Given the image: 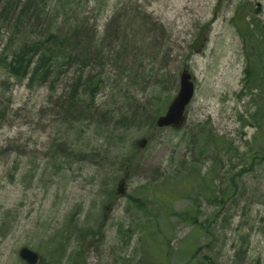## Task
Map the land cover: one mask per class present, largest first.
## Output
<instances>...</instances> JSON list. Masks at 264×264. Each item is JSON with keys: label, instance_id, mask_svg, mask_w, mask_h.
<instances>
[{"label": "rangeland", "instance_id": "obj_1", "mask_svg": "<svg viewBox=\"0 0 264 264\" xmlns=\"http://www.w3.org/2000/svg\"><path fill=\"white\" fill-rule=\"evenodd\" d=\"M255 2L261 7H254ZM71 7H79L90 29L95 28L111 49H120L123 42L134 47L127 46V66L119 61L117 67L123 64V82L130 84L140 107L157 96V104L167 100L166 109L185 68L194 79L195 94L181 130L144 128L126 133L115 156H128L143 137L148 144L133 163L125 194L117 197L116 183L123 172L116 160L106 167L93 159L91 143L89 154L76 156L86 140L77 143L70 137L72 156L52 161L53 140L62 137L56 136L57 124L48 115L51 106L45 89L10 85L3 90L12 103L6 122L0 124V264H25L18 257L23 247L39 254L38 264H135V237L127 245L121 228L134 217L124 211L127 196L150 199L157 177L166 187L180 188L186 174L196 169L201 175L212 169L219 187L227 185L222 175L247 171L236 180L234 198L219 213L214 225L218 241L210 254L218 264H264V163L247 168L222 152L218 160L201 137L210 131L243 155L257 149L256 128L250 121L254 97L242 87L246 54L258 45L264 47L263 1L75 0ZM247 26L250 36L243 38L239 28ZM118 30L126 32L125 41L120 38L112 47ZM254 35L257 41L246 40ZM258 54L264 59V51ZM108 68L115 78V66L110 63ZM136 74L143 77L137 79ZM99 99H104L103 93ZM92 132L90 126L91 141ZM188 205L184 198L174 203L176 210ZM213 209L203 203L202 220ZM189 231L183 225L175 229L174 258L181 263L186 259L181 253L190 244ZM93 233L99 235L94 238Z\"/></svg>", "mask_w": 264, "mask_h": 264}, {"label": "trees", "instance_id": "obj_2", "mask_svg": "<svg viewBox=\"0 0 264 264\" xmlns=\"http://www.w3.org/2000/svg\"><path fill=\"white\" fill-rule=\"evenodd\" d=\"M52 2L55 5H51ZM34 3H39L38 7ZM71 4V0H0V124L6 122L10 113L11 96L5 99L2 94L3 90L8 91L11 81L29 91L43 88L48 92L47 102L51 106L48 115L57 124L56 136L62 137V141L53 140L55 153L52 159L68 158L71 148L66 142L70 137L77 143L87 142L85 149L77 147L76 156L87 152L90 141L86 133L91 125L94 126V121L99 133L97 137L103 141L92 147L90 155L101 166H113V160H116L118 170L124 172L128 168L131 172L133 159L139 156L135 146L128 156L115 154L124 146L126 133L144 128L154 130L155 121L164 112L167 100L157 104L159 97L152 96L140 107L130 84L123 82V64L122 68L117 67L119 61L126 63L127 46H131L123 42L115 51L111 45H105L104 40L96 44L95 34L81 16L79 7H71ZM245 31L248 26L239 28L243 38L248 34ZM122 35L125 37L126 32ZM246 40L252 42L258 38L254 35ZM118 43L114 41L112 47ZM249 50L242 90L254 97L255 111L250 115V121L256 128L254 142L257 149L243 155L231 142L210 131L203 132L201 137L214 151L216 159L221 160L219 152H222V156L229 155V161L236 158L247 168H253L264 163V59L258 54L264 47L258 45L253 51ZM110 63L115 66V78L109 71ZM136 75L137 79L143 77V74ZM68 78L72 80L69 87L65 85ZM51 92L58 94L55 99ZM102 93L104 99L100 101ZM111 119H118L120 123L112 132ZM246 172L241 169L235 176L222 175L221 181H227V185L219 187L212 169L204 175L196 169L186 174L180 188L166 187L157 177L159 181L153 185L150 199L127 196L125 212H131L134 217L121 228L126 234L127 245L135 237L138 252L135 264H218L210 254L218 241L214 225L220 211L234 198L236 180L239 181ZM181 198L187 199L189 205L176 210L174 203ZM203 203L214 207L213 214L204 220L201 218ZM138 213L143 215L138 216ZM178 225L190 228V244L181 253L186 256L183 263L174 258L173 241ZM98 235L93 233L91 236ZM200 239H204V243Z\"/></svg>", "mask_w": 264, "mask_h": 264}, {"label": "water", "instance_id": "obj_3", "mask_svg": "<svg viewBox=\"0 0 264 264\" xmlns=\"http://www.w3.org/2000/svg\"><path fill=\"white\" fill-rule=\"evenodd\" d=\"M194 95V82L187 69H183L179 74V90L176 96L171 100L164 114L156 119V128H171L179 130L186 120V107L191 102ZM147 140L142 138L136 142L138 150L146 147ZM129 177V172H126L122 179L117 183V195L121 196L125 192V183ZM18 256L26 264H38V253L23 247L18 251Z\"/></svg>", "mask_w": 264, "mask_h": 264}, {"label": "bare ground", "instance_id": "obj_4", "mask_svg": "<svg viewBox=\"0 0 264 264\" xmlns=\"http://www.w3.org/2000/svg\"><path fill=\"white\" fill-rule=\"evenodd\" d=\"M75 0H71V2H74ZM35 4V6L36 7H38V5H39V3H34ZM51 5H55V2H52L51 3ZM34 6V5H33ZM92 32L93 31H95L94 32V34H95V36L93 37V39H94V42L96 43V44H100L101 43V39L99 38V36H98V33H97V31H96V29L95 28H93V29H90ZM122 33L123 32H121V31H117L115 34H114V37H115V41H118V40H120V38H122L123 37V35H122ZM124 38V41H125V37H123ZM122 38V39H123ZM141 43V42H140ZM132 68V67H131ZM131 76V75H130ZM136 77H137V75H135ZM72 84V80L71 79H66L65 80V85L67 86V87H69L70 85ZM10 85L11 86H15V84H13L12 83V81L10 82ZM128 85V84H127ZM51 95H52V97H53V99H55V97L58 95L56 92H51ZM124 121H127L126 119H124ZM93 124H94V126L93 125H91V126H93V132H92V136H91V138H92V141L90 140V131L88 132V133H86V137H87V134H89V141H91L90 143H91V145H92V147L93 146H95V147H97V143H101L102 141L101 140H99V139H101L100 137H97V135L99 134V133H97L98 131L96 130V123L93 121ZM118 125H120V123H118V119H111V120H109V127H110V129H111V132H112V129H114V126H118ZM106 136V134L105 133H103V137H105ZM98 138V139H97ZM70 142V140H68L67 139V142H66V144L67 143H69ZM69 145H70V143H69ZM70 148H71V146H70ZM104 148V147H103ZM106 149L108 150V151H111V150H109V148H107V146H106ZM84 153H87V154H89L88 152H84ZM70 153H68V155H67V157H70V155H69ZM72 156V155H71ZM80 156H83V155H80ZM68 159V158H67ZM137 159H139V157H137V158H135V159H133V162H135ZM59 160H64V158H62V157H60L59 156ZM52 161H56V160H54V159H52ZM112 166V165H111ZM128 172H129V177H130V171L128 170ZM124 211H126V209H124ZM124 224V223H123ZM122 224V225H123ZM120 225H121V223H120ZM122 227V226H121Z\"/></svg>", "mask_w": 264, "mask_h": 264}, {"label": "flooded vegetation", "instance_id": "obj_5", "mask_svg": "<svg viewBox=\"0 0 264 264\" xmlns=\"http://www.w3.org/2000/svg\"><path fill=\"white\" fill-rule=\"evenodd\" d=\"M262 1H263V4H264V0H262ZM254 7H261V4L258 3V2H255V3H254Z\"/></svg>", "mask_w": 264, "mask_h": 264}]
</instances>
